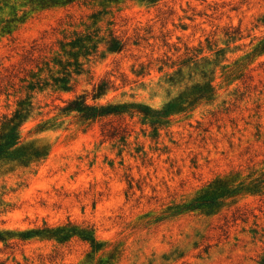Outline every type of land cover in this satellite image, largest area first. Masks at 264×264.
Returning <instances> with one entry per match:
<instances>
[{
    "label": "rangeland",
    "instance_id": "rangeland-1",
    "mask_svg": "<svg viewBox=\"0 0 264 264\" xmlns=\"http://www.w3.org/2000/svg\"><path fill=\"white\" fill-rule=\"evenodd\" d=\"M262 45L264 0H0V264H264Z\"/></svg>",
    "mask_w": 264,
    "mask_h": 264
},
{
    "label": "trees",
    "instance_id": "trees-1",
    "mask_svg": "<svg viewBox=\"0 0 264 264\" xmlns=\"http://www.w3.org/2000/svg\"><path fill=\"white\" fill-rule=\"evenodd\" d=\"M6 1V0H4ZM30 4L33 5H40L42 7L46 6H56L60 4H68L75 2L77 0H29ZM79 1V0H78ZM150 2H155L156 0H149ZM263 50H264V45ZM112 50H119L121 49L120 43L117 40H113L110 44ZM109 88L107 87L106 83L102 82L97 85L93 92L92 98L95 101L100 100L103 98L106 93L108 92ZM88 94H82L81 96H77L71 101L68 102L65 111L66 112H73L77 111L81 113L87 119H97L99 117H103L104 115L108 114L107 111L109 109L105 108V105L102 104H89L87 102ZM144 110H148V108H144ZM110 112V111H109ZM146 115V113H145ZM27 118V115H24L21 111H16L14 116L10 120H5L2 122V133L0 135V156L4 153H8L9 155H17L18 149L17 146L20 142V126L23 120ZM22 157V156H21ZM62 232L57 231L53 236H59ZM86 239L90 240L89 236H85Z\"/></svg>",
    "mask_w": 264,
    "mask_h": 264
}]
</instances>
